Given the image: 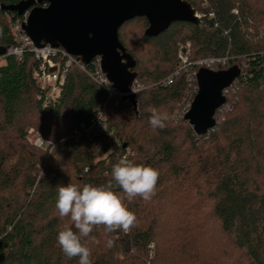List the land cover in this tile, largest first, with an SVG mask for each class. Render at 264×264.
<instances>
[{
    "label": "trees",
    "instance_id": "16d2710c",
    "mask_svg": "<svg viewBox=\"0 0 264 264\" xmlns=\"http://www.w3.org/2000/svg\"><path fill=\"white\" fill-rule=\"evenodd\" d=\"M21 1L30 0H0V47L18 45L10 26L29 10L1 6ZM187 1L198 14L195 23L174 22L146 36L147 19L135 17L118 29L135 60L134 87L141 86L138 118L92 78L91 61L84 68L71 64L58 102L44 107L32 78L33 53L2 57L0 264H78L57 244L58 232L72 226L55 207L57 186L107 184L125 156L159 170L156 194L150 201L125 198L138 220L128 233L94 229L84 240L92 264H264V0ZM133 23L140 28L135 36L123 32ZM186 43L189 70L175 73L177 48ZM206 57L225 58L241 73L224 94L223 118L225 104L215 111L214 128L196 134L180 102L194 97L196 83L187 73ZM103 104L107 127L87 136L81 125ZM152 108L167 114L163 129L150 126ZM29 127L48 146L29 144Z\"/></svg>",
    "mask_w": 264,
    "mask_h": 264
},
{
    "label": "water",
    "instance_id": "95a60500",
    "mask_svg": "<svg viewBox=\"0 0 264 264\" xmlns=\"http://www.w3.org/2000/svg\"><path fill=\"white\" fill-rule=\"evenodd\" d=\"M1 8L18 14L29 9L21 28L34 46H60L84 65L99 57L101 72L135 114L138 93H130L137 75L135 60L118 39L119 27L132 18L145 17L148 27L144 35L157 36L174 22L198 20L187 0H30ZM4 53L5 48L0 47V54ZM240 73L237 64L218 70L198 69L197 92L183 116L196 134L214 128L215 111L226 103L224 90Z\"/></svg>",
    "mask_w": 264,
    "mask_h": 264
},
{
    "label": "clouds",
    "instance_id": "9594fccd",
    "mask_svg": "<svg viewBox=\"0 0 264 264\" xmlns=\"http://www.w3.org/2000/svg\"><path fill=\"white\" fill-rule=\"evenodd\" d=\"M168 116L156 108L150 110L149 124L153 129H163ZM159 170L145 164L136 163L125 156L120 158L111 169L112 179L104 185L68 183L57 186L55 207L61 219L68 218L71 227L60 230L57 244L69 259L78 258V264H92L91 250L84 240L98 226L113 233H128L138 223L136 214L125 203L136 197L150 201L156 194ZM114 182V183H113ZM123 192L120 195L116 189ZM113 239L106 246L112 248Z\"/></svg>",
    "mask_w": 264,
    "mask_h": 264
},
{
    "label": "built area",
    "instance_id": "2783aa9c",
    "mask_svg": "<svg viewBox=\"0 0 264 264\" xmlns=\"http://www.w3.org/2000/svg\"><path fill=\"white\" fill-rule=\"evenodd\" d=\"M45 6L46 3L41 4ZM28 11L26 12L24 19L22 21H16L11 24V33L14 38L18 41V45L10 46L5 48V53L0 54V60L6 55H13L17 59H20L23 55L24 49H27L33 53L34 59L38 61L37 68L32 73V78L35 80L37 86L40 89V94L38 99L41 100L42 106H52L56 104L61 95V89L64 84L67 69L71 64H76L80 68H84L85 65L82 64L74 55L68 53L62 47H54L49 44H45L40 47L33 45L32 41L24 34L21 23L25 21ZM188 48L189 43H186L184 46L179 45L177 51L178 57V68L175 73L179 71L189 70L188 68ZM94 65V72L92 73V78L102 85L108 94V97L120 96L121 94L110 85L107 78L101 72L100 69V58L95 57L91 60ZM227 61L225 58H212L206 57L196 60L193 64L194 69L187 71V76L189 79L196 83V73L199 68L205 67L212 70L224 69L227 67ZM227 91V88L224 90V94ZM137 92V88L132 86L130 93ZM197 92V85L195 94ZM193 99V98H192ZM192 99L186 103L182 108V112L185 113L188 111ZM109 108L106 104H103L93 115L88 125H81L84 134L90 136L96 133L99 130H103L107 127V116ZM26 139L29 144L37 148H45L48 146L49 142L43 137V135L35 130L32 127L27 128L26 130Z\"/></svg>",
    "mask_w": 264,
    "mask_h": 264
},
{
    "label": "rangeland",
    "instance_id": "374dc122",
    "mask_svg": "<svg viewBox=\"0 0 264 264\" xmlns=\"http://www.w3.org/2000/svg\"><path fill=\"white\" fill-rule=\"evenodd\" d=\"M138 28H139V23H133V24H131V25H129L126 29H124V31L123 32H127L128 34H130V35H136V31L138 30ZM140 29V28H139ZM177 47H178V45H177ZM179 48V47H178ZM178 48H177V50H178ZM227 67H229V66H227ZM226 67V68H227ZM136 80V79H135ZM141 86H138L137 87V89H139ZM137 99H138V113L137 114H135L132 110H131V106L130 105H128L129 106V111L131 112V114L135 117V118H138L141 114H142V109H141V103H140V100H139V98L137 97ZM187 103V102H186ZM186 103H181L180 102V104H181V108L183 107V105L185 104L186 105ZM188 104V103H187ZM227 105H228V103L227 104H225V107L224 108H222V109H220L219 110V118L221 119V118H223V116H224V110L226 109V107H227ZM184 108V107H183ZM96 148H97V146H96Z\"/></svg>",
    "mask_w": 264,
    "mask_h": 264
}]
</instances>
